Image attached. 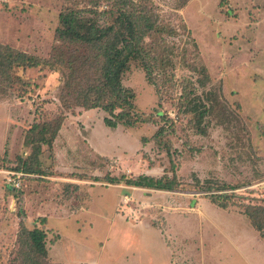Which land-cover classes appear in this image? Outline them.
<instances>
[{
    "label": "rangeland",
    "instance_id": "obj_1",
    "mask_svg": "<svg viewBox=\"0 0 264 264\" xmlns=\"http://www.w3.org/2000/svg\"><path fill=\"white\" fill-rule=\"evenodd\" d=\"M87 1L0 0V44L41 61L15 67L21 79L0 93V264H25L24 227L47 233L46 264H264V236L250 217L264 224V0H153L176 28L160 84L168 91L160 103L133 62L123 84L144 120L116 128L64 87L84 48L58 37L60 13ZM190 81L211 106L200 121L182 112ZM45 123L61 125L38 150L26 138ZM142 174H176L179 183L110 180Z\"/></svg>",
    "mask_w": 264,
    "mask_h": 264
},
{
    "label": "trees",
    "instance_id": "obj_2",
    "mask_svg": "<svg viewBox=\"0 0 264 264\" xmlns=\"http://www.w3.org/2000/svg\"><path fill=\"white\" fill-rule=\"evenodd\" d=\"M59 18L58 37L84 48L81 57L74 56L69 60V77L64 87L76 90L71 95L86 108L101 107L107 111L109 115L105 117V123L112 128H116L119 123L135 126L144 120L136 111V94L124 86L123 76L131 64L137 62L145 71L147 81L155 86L160 103L162 93L168 91L166 84H160L163 79L168 80V66L172 62L169 53L174 51V45H170L168 38L176 36V28L162 20L156 3L153 0H88L85 7L69 8L62 11ZM40 64L41 61L34 56L8 44H0V93L12 87L16 79H21L13 72L15 67H36ZM198 69L202 74L200 85L206 86L211 80L209 72L205 66ZM80 70L83 71L77 74ZM82 78H85V83L80 80ZM183 90L182 112L194 114L199 121L202 120L210 112L211 106L203 104L202 95L196 91L192 81ZM59 123L54 129L51 123L32 127L26 142H37L36 148L39 150L41 144L50 143L56 137L61 125ZM165 127L161 125L154 135L159 143L162 142ZM24 169H27L26 165ZM110 180L112 183L126 182L132 186L166 190H174L179 183L176 174L159 178L142 174L111 177ZM250 217L264 236V224L257 219V215L250 213ZM22 234L26 236L24 240L29 248L24 254L25 264H46L47 233L40 228L28 230L24 227Z\"/></svg>",
    "mask_w": 264,
    "mask_h": 264
},
{
    "label": "crops",
    "instance_id": "obj_3",
    "mask_svg": "<svg viewBox=\"0 0 264 264\" xmlns=\"http://www.w3.org/2000/svg\"><path fill=\"white\" fill-rule=\"evenodd\" d=\"M237 3H235V5H236ZM264 14V13H263ZM251 19H252V16L250 15L249 16ZM232 20H235V19H232ZM264 21V16H262V15H259V18H258V23H259V25L262 23ZM249 23H247V22H245V25H248ZM230 34H233V33H230ZM229 34V35H230ZM235 40V39H234ZM234 40H233V42H234ZM231 42V43H230ZM229 44H232V41H229Z\"/></svg>",
    "mask_w": 264,
    "mask_h": 264
},
{
    "label": "built area",
    "instance_id": "obj_4",
    "mask_svg": "<svg viewBox=\"0 0 264 264\" xmlns=\"http://www.w3.org/2000/svg\"><path fill=\"white\" fill-rule=\"evenodd\" d=\"M15 184L19 185V183H17V181H16V183H15Z\"/></svg>",
    "mask_w": 264,
    "mask_h": 264
}]
</instances>
